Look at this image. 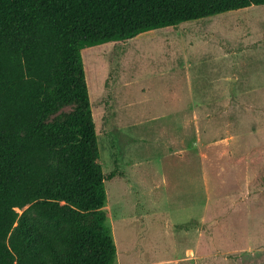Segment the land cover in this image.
I'll use <instances>...</instances> for the list:
<instances>
[{"label": "rangeland", "instance_id": "rangeland-1", "mask_svg": "<svg viewBox=\"0 0 264 264\" xmlns=\"http://www.w3.org/2000/svg\"><path fill=\"white\" fill-rule=\"evenodd\" d=\"M86 60L115 264H264V5Z\"/></svg>", "mask_w": 264, "mask_h": 264}, {"label": "trees", "instance_id": "trees-1", "mask_svg": "<svg viewBox=\"0 0 264 264\" xmlns=\"http://www.w3.org/2000/svg\"><path fill=\"white\" fill-rule=\"evenodd\" d=\"M264 0H0V264H115L86 55ZM85 108L46 123L63 105ZM93 215L95 226L86 225Z\"/></svg>", "mask_w": 264, "mask_h": 264}, {"label": "water", "instance_id": "water-1", "mask_svg": "<svg viewBox=\"0 0 264 264\" xmlns=\"http://www.w3.org/2000/svg\"><path fill=\"white\" fill-rule=\"evenodd\" d=\"M233 87H234V86L232 85L231 91L233 90Z\"/></svg>", "mask_w": 264, "mask_h": 264}]
</instances>
